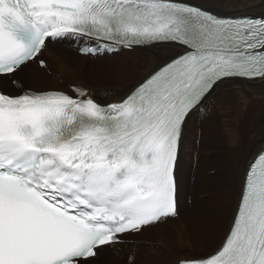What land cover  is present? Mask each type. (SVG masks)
<instances>
[{
	"label": "snow or ice",
	"instance_id": "obj_1",
	"mask_svg": "<svg viewBox=\"0 0 264 264\" xmlns=\"http://www.w3.org/2000/svg\"><path fill=\"white\" fill-rule=\"evenodd\" d=\"M66 40L86 56L160 45L171 55L101 103L82 84L25 79L50 69L46 53ZM233 80H264V12L219 15L196 0H0V264H96L177 218L188 122ZM176 264H264V150L244 171L221 242Z\"/></svg>",
	"mask_w": 264,
	"mask_h": 264
},
{
	"label": "rangeland",
	"instance_id": "obj_2",
	"mask_svg": "<svg viewBox=\"0 0 264 264\" xmlns=\"http://www.w3.org/2000/svg\"><path fill=\"white\" fill-rule=\"evenodd\" d=\"M202 1L204 0H196V2L203 4ZM216 1L219 2L224 9H226L225 11L228 12V15L239 14L244 11H253L254 13H252L256 14L254 10L255 7H250L254 5V2L250 0ZM259 2L260 4L262 3L263 5L261 6L264 7V0H259ZM212 10L217 14H220L215 9L212 8ZM261 12H264L262 8L258 13ZM70 44H74L75 47L70 46ZM67 45L71 50L77 53V48L81 44L74 43L70 40L67 42ZM135 52L136 53L132 55H127L130 53H113L114 55L112 54V57L110 58L104 57L105 55L97 57L90 56V59L86 62V65L90 70L88 72L89 78H87L86 81L78 78L76 81L68 79L62 73L55 71L53 65H51L50 70L41 69L47 72V74L60 78L59 83H55L49 78L51 82L54 83L49 86L66 88L64 83L81 84L82 82V85L85 83V86L90 85L93 87L87 88L91 89V94L99 102L104 103L113 97L114 94L111 93L117 94L119 90H121V87L127 85H129L127 90H131L133 86L146 75H142V73L151 64L149 54H145V51L143 50ZM170 54L171 53H169V55ZM73 62L75 63L74 66L76 69L80 70V67L78 66L83 62L80 60ZM77 63L78 65H76ZM33 68L29 70L28 73L33 71L32 78H35ZM36 69H38V67H36ZM26 80L29 83L27 77ZM87 80H90V82H87ZM229 85H231V83H228L226 86L229 87ZM101 87L104 88L101 90ZM121 91L124 90L122 89ZM221 93V88L219 90H215L212 98L209 100V104L212 105L213 101H218ZM244 96L246 95L233 94L224 101H226L225 104L230 106L233 111L236 109L241 112L242 115H245V117H243L242 124L248 123L250 120H256L257 118L261 119L264 115V105L256 104L253 98ZM118 97L120 98L121 96ZM204 106L207 108L206 105ZM218 107L216 106L213 110L210 123L208 125L202 122L205 115L203 110L195 112L189 120L187 133L183 140V151L181 152L179 162L177 163V165L179 164V172L176 170L177 179L178 174H180V179H183L181 189L186 188V190L181 194V199L184 203L183 211L180 210L179 216L175 218L177 219L176 223L164 225L165 227L162 231L149 229L144 230L141 233L142 236L146 238L145 240H149V242H159L158 240L164 239L165 241L162 240L164 242H160L158 244L164 248V251L159 249H155V251H151L150 249V251L144 250L146 254H144V252L139 254L136 251H129L130 254L135 255L136 264H162L161 261L165 258L158 256H163L165 253L173 255L176 253L175 256L204 253L210 251L223 239L224 234L227 231L226 226L229 227L231 223L238 204V197L240 196V188L238 184L239 175L237 174L238 160L240 157L239 152L232 149L231 137L227 132L224 120V105L223 108L222 106ZM209 117L210 115L207 117V120ZM263 147L264 145L259 148L257 152ZM189 159L192 160V162L189 161ZM187 162H190L189 170H185L184 168V165ZM186 168H188V166ZM187 174L192 183L189 186L186 181ZM185 192L189 193L186 198L187 200L185 199ZM181 215L182 217L179 218ZM182 220L185 225H187V233H184V235L182 234V238L184 237L183 240L186 244L184 248L177 244V238H173L174 232L179 229V224ZM132 241L133 240H127L124 244L116 245L115 247L109 249L114 252H119L124 249L126 244H131ZM179 248L181 250H179ZM187 250L192 252L189 253ZM172 258L173 256L169 259Z\"/></svg>",
	"mask_w": 264,
	"mask_h": 264
},
{
	"label": "bare ground",
	"instance_id": "obj_3",
	"mask_svg": "<svg viewBox=\"0 0 264 264\" xmlns=\"http://www.w3.org/2000/svg\"><path fill=\"white\" fill-rule=\"evenodd\" d=\"M250 1L254 2L255 13H258L261 8L264 10V7L261 6L263 4L262 3L260 4L259 0H250ZM202 2L205 5L212 6L213 9H215L217 12L220 13L219 15H228V12L225 11L226 9H224L222 7V5L219 2H217L216 0H204ZM232 3H234V2H232ZM68 41H70V40H66L63 43L53 44L49 48V50L46 54L48 55V57L50 59V63H51V65L54 66L55 71L62 73L68 79H73L76 81V79L78 78V79H82V80L86 81V79L89 78L88 72L90 71L89 67L86 65V62L88 61V59H90V56H86V55L81 56V55L77 54L76 52H74L73 50H71L69 48V46L67 45ZM73 42L79 43L76 41H73ZM70 46L75 47L74 44H70ZM80 46H78V47H80ZM138 50L145 51V54L146 53L149 54V58L151 59L150 66H148V68H146L143 71L142 75L147 74L149 71H151L153 68H155L161 62L162 56L169 55V53H171L169 47L166 45H160V46H156V47H138V48H135L133 50H121V51H119V53H130L127 55H132V54L136 53L135 51H138ZM128 51H130V52H128ZM131 51H132V53H131ZM104 57L110 58V57H112V55L106 54ZM76 60H80L81 62H83L81 65L78 66V67H80V70L76 69V67L74 66L75 63L73 61L76 62ZM76 65H78V63ZM33 70L35 72V74H34L35 78H32V76H33V71H32L29 73L27 72L25 74V79L27 77L29 83H31L35 86L46 87V86H49L50 84H54L53 82H55V83L60 82V78L52 76L50 74H47V72H45L41 68L36 69V67H35V68H33ZM48 70H50V69H48ZM49 78L53 82H51V80ZM87 82H90V80H87ZM228 83H231V85H229V87L226 86ZM64 84L66 87L68 85H70L67 83H64ZM81 84H82V82H81ZM93 84H95V83H93ZM83 85H85V83H83ZM87 87L93 88L90 85H87ZM97 87H100V86H97ZM102 88H104V87H101V90H102ZM127 88H129V85L127 86ZM127 88H125V89L121 88V90L123 89L124 91L119 90V92L117 94L111 93V94H114L113 97L111 96L112 98L106 102L117 100L119 98L118 96H123V94L125 95L129 91V90H127ZM220 88L222 91L221 96L218 98V101H213L212 105H210L209 100L212 98L213 92L215 90H219ZM89 90H90V93H92L91 89H89ZM214 91L207 97V99L205 100V103H203L201 105V108L198 109L196 112L201 111V110L204 111L205 115L203 117L204 120L202 122L205 123L206 125H208L210 123V119L212 116L211 114H212L213 110L215 109V107L216 106L218 107V105H219V107L222 106V108H223V105H224V110H223L224 120L226 123L227 132L229 133V135L231 137L232 149L239 152L240 159L238 160L237 174L239 175L238 184H239V188L241 189L242 176L244 174L245 169L248 166V163L257 155V153H259L261 150L264 149V147H263L262 149H260L257 152V150L264 145V115L261 119H258L256 117L257 118L256 120H253V121L250 120V122L242 124L243 117H245V115H242V113L237 111L236 109L233 111V109L230 106H227V104H225L226 101H224V100L233 94H241V95L244 94L250 98H253L255 100L256 104H263L264 105V80L226 81V82L218 85L214 89ZM246 96H244V97H246ZM220 104H223V105H220ZM204 105H206L207 108H205ZM209 115H210V117L207 120V117ZM260 115H261V113H260ZM186 133H187V129H186ZM183 145H184V142H183ZM182 151H183V146H182L181 152ZM190 157H191V155H190ZM190 159H189V161L192 162V160H190ZM178 162H179V160H178ZM189 163L188 162L185 163V165H184L185 170H189V167H190ZM187 166H188V168H186ZM176 170L179 172V164L177 165ZM182 181H183V179H180V174H178L177 197H178V210H179V212H180V210L183 211V206H184V203L181 199V194L186 190V188L181 189ZM186 181L188 183V186L192 184L191 180H189V178H188V174H187V180ZM188 194H189L188 192H185V199L187 198ZM238 201H239V199H238ZM181 217H182V215L179 218H181ZM176 221H177V219H175V218L174 219H168L164 223L158 224L152 228H147L145 230L151 229V230H155V231H158V230L162 231L165 227L164 225L173 224V223H176ZM179 225H180L179 229H177L176 232H174L173 238H177L178 239L177 244H179V246H182L184 248L186 246V244H185V241L183 240L184 237L182 238V234L184 235V233H187V230H186L187 225H185L183 220L180 222ZM227 227L228 226H226V230H227ZM223 231H224V229H223ZM187 238H189V237H187ZM145 239L146 238H144L142 236V234H136V235H132V236L127 237L126 241L127 240H133L131 244H126L124 249L120 250L119 252H114L113 250L107 249L98 258V260L96 261V264H127L126 258L128 257L129 251L130 252L136 251L139 254H142L143 252H144V254H146V252L144 250H149V249L151 251H155V249H159V250L164 251V248H162L160 245H158L160 242H164L165 241L164 239H162L164 241L158 240L159 242H149V240H145ZM157 239H158V237H157ZM194 246H195V244H194ZM127 250H128V252H127ZM179 250H181V249L179 248ZM149 251H147V252H149ZM130 252H129V254H130ZM187 252L191 253V251H189V250H187ZM173 253H175V252H173ZM180 254H181V252H180ZM158 255H160V254H158ZM175 255H176V253H175ZM175 255L165 253L163 256H158V257H164L165 258V259H163V261H161L162 264H171L173 261L174 262L172 264H176V260L179 256H175ZM171 256H173V258L169 259Z\"/></svg>",
	"mask_w": 264,
	"mask_h": 264
},
{
	"label": "trees",
	"instance_id": "obj_4",
	"mask_svg": "<svg viewBox=\"0 0 264 264\" xmlns=\"http://www.w3.org/2000/svg\"><path fill=\"white\" fill-rule=\"evenodd\" d=\"M128 86V85H127ZM127 86H124V87H121V88H123V89H125V88H127ZM192 252V251H191ZM193 254H196V253H193Z\"/></svg>",
	"mask_w": 264,
	"mask_h": 264
}]
</instances>
